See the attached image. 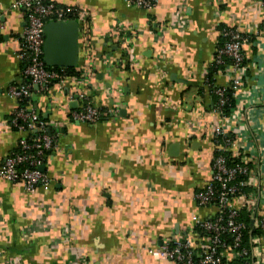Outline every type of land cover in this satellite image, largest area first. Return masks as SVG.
Masks as SVG:
<instances>
[{
	"label": "crops",
	"instance_id": "0c3cea01",
	"mask_svg": "<svg viewBox=\"0 0 264 264\" xmlns=\"http://www.w3.org/2000/svg\"><path fill=\"white\" fill-rule=\"evenodd\" d=\"M12 1L0 0V168L24 135L11 124L19 102L9 87L25 81L27 16ZM53 1L87 13L76 18L79 43L95 55V75L33 87L27 103L58 133V148L44 165L48 188L29 192L0 177V264H175L147 248L191 234L193 216L215 212L195 199L219 145L209 125L229 130V150L264 179V0H159L151 10L127 0ZM225 27L251 37L229 117L217 112L207 79ZM213 80L229 85L222 72ZM83 93L105 113L99 122L72 118Z\"/></svg>",
	"mask_w": 264,
	"mask_h": 264
},
{
	"label": "built area",
	"instance_id": "2783aa9c",
	"mask_svg": "<svg viewBox=\"0 0 264 264\" xmlns=\"http://www.w3.org/2000/svg\"><path fill=\"white\" fill-rule=\"evenodd\" d=\"M127 2L131 6L151 10L157 6L159 0ZM11 8L26 10V26L21 37L19 57L25 61L23 73L28 82L9 87V96L19 102L11 124L24 135L19 140L20 149L11 153L2 164L0 177L22 180L29 192H35L39 187L50 186V180L40 167L46 164L48 153L58 148V133H50L49 125L35 107L30 103L22 105V101L30 98L35 86L46 91L54 84L64 85L74 79L65 72V68L56 70L46 66L43 58L44 26L50 19H76L79 16L86 18L87 13L72 6L60 5L53 0H13ZM116 30L118 38H123L125 27L119 26ZM222 36L226 37L227 41L218 46L215 63L219 67L223 66L218 72L228 74V87L233 90L237 101L245 86L248 72L244 47L251 37L237 27L223 28ZM226 57L232 61H227ZM226 88L219 86L214 90L222 106L226 102ZM81 99L83 106L73 112L74 120L97 123L103 119L105 113L94 106L86 94H81ZM220 110L219 108L217 112H221ZM231 112L232 115L236 112V106ZM237 124L238 127L241 126L240 121ZM209 129L214 136L225 135L229 131L215 123L209 125ZM230 130L234 131L233 125ZM235 130L237 131L236 126ZM219 142L216 150L218 154L214 155L212 160L211 181L195 195L200 207H212L215 212L204 217L193 216L191 234L147 248L157 260H167L175 264H231L235 258V248L240 245L242 231L246 229L245 222L238 220V212L244 208L250 214L251 230L259 229L261 234L251 239V249H244L239 254L242 259L232 264H264V179H258L253 167L248 166L251 160H246L245 156L243 164L229 166L225 152L233 145L232 141L226 139L223 143ZM22 165L24 166L20 168ZM241 175L245 178H239ZM245 187H251L252 191H244ZM224 233L234 235V245L222 242L221 235ZM220 247L222 249L219 250Z\"/></svg>",
	"mask_w": 264,
	"mask_h": 264
},
{
	"label": "trees",
	"instance_id": "16d2710c",
	"mask_svg": "<svg viewBox=\"0 0 264 264\" xmlns=\"http://www.w3.org/2000/svg\"><path fill=\"white\" fill-rule=\"evenodd\" d=\"M115 37L117 38L118 34H116ZM88 41H89V39H87V42ZM119 41H121V40L116 41L117 42L116 44H118V46H120ZM226 41H227V38L221 35V40L219 42V46L224 45L226 43ZM80 45H81L80 46L81 51H80V62H79L78 67H76V68H65V72L74 78H80L82 76L84 78L90 77V79H92V77L95 75V70H94V68H95L94 67V61H96L95 55L91 54L89 51H86L84 42L83 43L81 42ZM226 60L230 61V62L232 61L230 58H227V57H226ZM48 68L49 69H56V70L61 69V68H52V67H48ZM221 68L223 69V66L219 67L217 65L214 66L213 68H211L209 74L207 75V79L211 83L210 87L212 89L211 91H212V94H213L214 99H215V106H216L217 110H219V108H220L221 112H219V113L224 117H229L232 113L231 112L232 109L236 106V100L234 98L233 90L231 89V87L226 88V91H225L226 102L222 106L219 104V100H220L219 96L214 91L216 87L212 84V83H214V80H213L214 73L218 72L219 69H221ZM84 70H86V71H84ZM83 72H87V74L83 75ZM24 82H28V81L25 79ZM26 103H27V99L22 101V105H26ZM49 132L53 134L55 132L54 128L53 129L49 128ZM232 137H233V135L230 136V134L215 135L214 139H218L220 142H224L226 139L232 140ZM19 149H20V146L18 144V147L15 149V151H17ZM217 154H218V152L216 151L215 155H217ZM225 156L227 158V164L229 166L234 167L238 164L244 163L242 154H235L229 150V151L225 152ZM23 166L24 165L20 166V168ZM248 166H251V165L248 164ZM239 178L243 179V178H245V176L241 175ZM243 190L250 192V191H252V188L251 187H245V188H243ZM238 213H239L238 220L245 222L246 229H244L242 231V239H241L240 245L235 248V251H234V257L235 258L232 261V263H236V262L240 261L242 258L239 257V254L244 249H251V247H252L251 239L253 237L261 234V231L259 229L251 230V227H250L251 218H250L249 212L246 209L242 208L239 210ZM198 231L200 232L201 230L198 228ZM221 238H222V242L226 243L227 245H234L235 244L234 235L231 233H224L221 235ZM220 249H222V248L220 247L219 250Z\"/></svg>",
	"mask_w": 264,
	"mask_h": 264
},
{
	"label": "water",
	"instance_id": "95a60500",
	"mask_svg": "<svg viewBox=\"0 0 264 264\" xmlns=\"http://www.w3.org/2000/svg\"><path fill=\"white\" fill-rule=\"evenodd\" d=\"M80 23L77 19H50L44 26V62L52 68H76L80 61ZM175 147V146H174ZM45 166L40 169L44 170Z\"/></svg>",
	"mask_w": 264,
	"mask_h": 264
}]
</instances>
